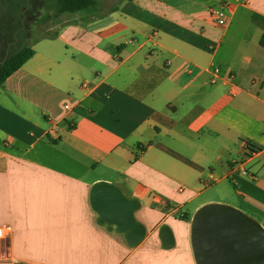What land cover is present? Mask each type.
<instances>
[{"label":"crops","instance_id":"crops-1","mask_svg":"<svg viewBox=\"0 0 264 264\" xmlns=\"http://www.w3.org/2000/svg\"><path fill=\"white\" fill-rule=\"evenodd\" d=\"M186 1L62 23L0 84V264H195L206 203L264 228V0ZM99 181L137 200V245L96 222Z\"/></svg>","mask_w":264,"mask_h":264},{"label":"water","instance_id":"water-1","mask_svg":"<svg viewBox=\"0 0 264 264\" xmlns=\"http://www.w3.org/2000/svg\"><path fill=\"white\" fill-rule=\"evenodd\" d=\"M89 203L96 222L121 234L128 246L137 245L144 237L145 226L134 216L137 200L125 196L115 184L94 183ZM159 236L164 246L173 243L169 227L162 226ZM190 246L195 264H264V228L224 203H206L195 210L190 221Z\"/></svg>","mask_w":264,"mask_h":264},{"label":"trees","instance_id":"trees-1","mask_svg":"<svg viewBox=\"0 0 264 264\" xmlns=\"http://www.w3.org/2000/svg\"><path fill=\"white\" fill-rule=\"evenodd\" d=\"M23 1L27 3V0ZM49 4L46 6L49 12L46 13L44 18L38 19L41 23L58 18L65 13H77L90 8L98 10L100 7L98 0H53ZM21 21L19 7L12 8L11 19H0V62L4 57L8 44L14 41V35L17 37V42L9 47L8 55L4 62L0 63V84L33 54L31 45H25L21 42L25 30L22 29L16 33L22 25ZM55 36L56 32H53L34 39L32 43L40 38H54ZM260 43H264V34L261 35Z\"/></svg>","mask_w":264,"mask_h":264},{"label":"rangeland","instance_id":"rangeland-1","mask_svg":"<svg viewBox=\"0 0 264 264\" xmlns=\"http://www.w3.org/2000/svg\"><path fill=\"white\" fill-rule=\"evenodd\" d=\"M53 0H0V19H11L12 8L19 7L20 19H24L25 32L22 37V44L32 45V41L40 36L48 35L55 32V30L65 22H70L75 19H89L109 10L111 7L121 4L126 0H98L99 9L93 8L82 10L77 13H65L58 18L39 22L46 16L49 10L46 6L50 5ZM177 4H188L186 0H170ZM23 2V3H22ZM22 3V4H21ZM27 6V7H25ZM215 186H210L204 190L205 195L217 194ZM222 203V202H220ZM228 204V203H226ZM148 254V253H147Z\"/></svg>","mask_w":264,"mask_h":264},{"label":"built area","instance_id":"built-area-1","mask_svg":"<svg viewBox=\"0 0 264 264\" xmlns=\"http://www.w3.org/2000/svg\"><path fill=\"white\" fill-rule=\"evenodd\" d=\"M210 13L214 15L218 25L224 26L226 24V18L221 11L213 9L210 11ZM219 72L220 69L218 67L215 66L212 68V75H213L212 81H214V79L218 77ZM65 107H67V105H65ZM241 147L244 151V160L255 152V149H253V147L246 141L241 142ZM241 173L243 174L247 173L245 168L241 169ZM7 230H8L7 227L0 226V239L5 237Z\"/></svg>","mask_w":264,"mask_h":264},{"label":"flooded vegetation","instance_id":"flooded-vegetation-1","mask_svg":"<svg viewBox=\"0 0 264 264\" xmlns=\"http://www.w3.org/2000/svg\"><path fill=\"white\" fill-rule=\"evenodd\" d=\"M25 7H27V6H25ZM22 19V25L19 27V29L16 31V33H18L20 30H24L25 29V25H24V19L23 18H21ZM15 36V39H14V41L13 42H11L10 44H8V46H7V49H6V52L4 53V57L6 58V56L8 55V50H9V47L11 46V45H13L14 43H16L17 42V37H16V35H14ZM3 57V58H4Z\"/></svg>","mask_w":264,"mask_h":264}]
</instances>
